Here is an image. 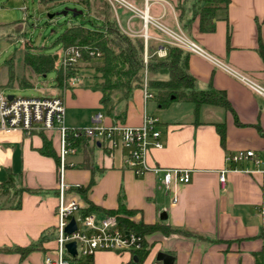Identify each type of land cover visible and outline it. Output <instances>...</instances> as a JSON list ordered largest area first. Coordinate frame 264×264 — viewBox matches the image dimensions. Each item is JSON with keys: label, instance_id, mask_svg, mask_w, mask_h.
<instances>
[{"label": "crops", "instance_id": "crops-1", "mask_svg": "<svg viewBox=\"0 0 264 264\" xmlns=\"http://www.w3.org/2000/svg\"><path fill=\"white\" fill-rule=\"evenodd\" d=\"M131 1L143 8L142 0ZM140 1L142 7L137 4ZM181 6L186 9L184 22L188 23L193 18L192 0H154L150 15L157 24L175 31L181 29L220 63L191 53L189 71L200 89L225 92L233 112L202 105L196 115L195 106L188 102H173L162 108L155 96L146 99L145 90L137 89L128 99L114 96L111 118L101 104L102 93L89 84L86 75L80 84L64 83L53 94L64 97L66 123L71 129L91 126L99 112L104 114L105 125L139 127L146 114L158 118L163 147L150 150L149 165L190 171L191 181L169 192L162 183V171L137 176L122 168L120 150H109L100 142L93 145L84 139L88 152L77 147L76 154L69 156L74 167L65 171L64 181L71 186L66 194L68 200L75 199L84 208L85 196L76 190H85L94 175L95 184L86 198L96 206L115 210L123 202L133 212L127 218L135 223L167 225L185 232L147 234L144 258L139 255L135 259L130 253L99 252L93 264H164L158 259L159 253L172 256L173 264H257L256 256L264 252V227L258 212L263 201L261 176L230 171L226 182L220 181L221 171L229 167L228 154L254 150L264 157V97L225 69L264 87V60L259 52L260 42L264 43V0H230L227 11H217L214 32H201L198 19L184 28L179 19ZM119 11L124 14V26ZM114 12L126 34L142 36L146 43L151 39L159 43L158 50L166 51L163 44H169V39L155 24L148 27L146 39L140 18L125 9ZM165 110L173 112L166 114ZM219 123L226 126V147L216 129ZM47 135L54 136L58 153L57 134ZM42 145L40 133H0V171L5 170L0 184L9 177L14 184L8 198L11 204L0 203V264H43L56 246L59 166L54 158L40 154ZM19 188L34 192L17 196L14 192ZM19 202L20 208H16ZM95 214L105 217L101 212ZM163 214L165 219L161 218ZM43 237L41 248L24 256L16 251L18 247L38 244Z\"/></svg>", "mask_w": 264, "mask_h": 264}, {"label": "built area", "instance_id": "built-area-1", "mask_svg": "<svg viewBox=\"0 0 264 264\" xmlns=\"http://www.w3.org/2000/svg\"><path fill=\"white\" fill-rule=\"evenodd\" d=\"M112 8L125 9L138 17L144 24V35L148 37V27L156 25L168 38V43L199 55L218 65L208 52L198 43L187 36L181 29L172 30L157 24L150 15V5L154 0H142L143 8H139L131 0H106ZM166 51H157L159 57H165ZM81 58L79 50L71 47L63 50L62 68L68 72L69 78L65 79L66 85H77L82 82L76 65ZM237 79L247 84L254 92L264 97V87L243 76L242 74L225 68ZM145 98L152 99L154 94L149 92L145 83ZM104 114L99 112L93 118V124L83 129H71L66 123V102L62 95L44 97H16L11 99L3 90H0V133H19L25 136L42 132L56 133L59 140V192L60 199L57 208L56 246L44 259L43 264H93L99 252L117 254L130 253L135 259L145 248V237L128 230L117 217H99L95 213L81 215V205L75 199H67V192L71 186L64 181L65 171L74 167L68 158L76 154L77 147L74 142L80 138L86 139L95 145L100 142L109 150H120L123 153L125 170L133 171L137 176H142L150 171H162V183L167 191H172L180 184L191 181L190 171L182 169L153 168L147 161L152 148H162L161 131L158 129L160 120L148 114L139 127H130L117 123L105 125ZM229 165L220 173L222 184L226 182V175L230 171H242L250 174H259L262 178L263 201L259 207V216L264 227V157L254 150H241L227 155ZM174 201H177L174 198ZM75 220L76 229L67 232L68 226ZM76 244L77 254L74 256L68 251L67 245Z\"/></svg>", "mask_w": 264, "mask_h": 264}, {"label": "trees", "instance_id": "trees-1", "mask_svg": "<svg viewBox=\"0 0 264 264\" xmlns=\"http://www.w3.org/2000/svg\"><path fill=\"white\" fill-rule=\"evenodd\" d=\"M59 0H41L47 4ZM81 4L89 14L96 17L100 23L99 28H90L84 25H73L66 28L57 38V42L63 45V50L75 48L80 51L81 59L85 62L93 63V67L99 73L101 82L94 87L96 91L102 93L101 104L105 113L109 117H114V96L118 95L119 100L128 99L135 90L144 89L145 83L149 92L153 93L158 105L168 108L173 102H188L195 106V114L198 115L202 105H212L222 107L232 111L227 95L223 91L213 88L203 90L198 87L197 79L189 71V59L191 53L171 44H163L167 51L165 57H159L157 51L159 43L149 39L145 42L142 36L132 37L126 34L119 26L112 6L106 0H72ZM193 14L191 23L195 19L199 20L201 32H214L215 16L218 10L227 11L230 0H192ZM223 4V6H220ZM179 19L183 22V27L187 28L188 23L184 22L186 9L179 7ZM34 49L33 46H30ZM259 52L264 60V43L260 42ZM59 56H46L42 53L29 54L26 57V64L34 74H46L50 70L57 68ZM65 72L63 68L58 70L57 86H64ZM10 81L14 80L13 74ZM21 85L29 86L31 83L22 80ZM239 124V122L237 121ZM217 132L221 137V144L226 147V126L225 123L216 124ZM48 132H42L43 145L39 152L43 156L52 157L59 166L58 153L54 147V136H48ZM57 136V135H56ZM58 139V137H57ZM59 145V140H58ZM76 147L82 146L87 151V145L83 138L74 142ZM88 152V151H87ZM88 158V155H87ZM87 163V167H88ZM95 184V177L85 190H76L85 196L86 206L81 209V215L101 212L105 216H115L118 221L128 230H133L145 237V248L139 253L141 258L147 254L146 235L155 231H161L166 235L185 234L167 225L135 223L127 217L133 212L121 202L115 210H104L96 206L86 198L89 189ZM13 179H9L0 184V197H5L13 188ZM71 191V190H70ZM24 192H34L31 189L19 188L14 193L19 196ZM16 208H20V202ZM44 237L28 248H16V251L23 256L27 253L41 248ZM257 264H264V252L256 256Z\"/></svg>", "mask_w": 264, "mask_h": 264}, {"label": "rangeland", "instance_id": "rangeland-1", "mask_svg": "<svg viewBox=\"0 0 264 264\" xmlns=\"http://www.w3.org/2000/svg\"><path fill=\"white\" fill-rule=\"evenodd\" d=\"M137 4L142 7L141 1ZM65 12L67 14H64ZM118 15L124 26V14L119 11ZM73 25L100 27L96 17L89 14L81 4L72 0H59L47 4L42 3L41 0H0V90L6 95L16 97L52 96L59 89L56 78L58 70L62 68L63 57V45L57 42V38L66 28ZM39 52L46 56L58 55L57 68L46 74H34L26 64V57L28 53ZM94 62L97 60L85 62L80 58L76 65L81 77L86 75L89 84L93 87L101 82L99 73L93 67ZM12 74L14 80L10 81ZM68 78L67 72L64 80ZM23 79L31 85H21ZM165 111L166 114L173 112ZM158 115L161 117V114ZM4 177L5 170H2L0 181ZM9 194L0 197V203L4 206L11 204L8 201ZM8 262L11 264L10 261Z\"/></svg>", "mask_w": 264, "mask_h": 264}, {"label": "water", "instance_id": "water-1", "mask_svg": "<svg viewBox=\"0 0 264 264\" xmlns=\"http://www.w3.org/2000/svg\"><path fill=\"white\" fill-rule=\"evenodd\" d=\"M64 14H67V12H65ZM74 16H76V14H74ZM13 96H9V98L11 99ZM166 214H163L161 216L162 219H165ZM76 229V224H75V220H72L71 224L68 226L67 228V232L68 233H72L74 230ZM68 251L73 254L74 256L77 254L76 251V244L75 243H70L67 245ZM158 259L163 261L164 264H173V257L170 256L169 254L166 253H159L158 254Z\"/></svg>", "mask_w": 264, "mask_h": 264}]
</instances>
